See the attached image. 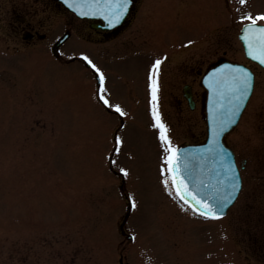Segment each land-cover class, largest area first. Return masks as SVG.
<instances>
[{
  "label": "rangeland",
  "instance_id": "374dc122",
  "mask_svg": "<svg viewBox=\"0 0 264 264\" xmlns=\"http://www.w3.org/2000/svg\"><path fill=\"white\" fill-rule=\"evenodd\" d=\"M149 1L145 12L148 10L154 18L160 13L171 16L179 6L175 0L177 7L166 4V9L161 6L160 10L159 0L148 5ZM186 2L181 0V6L190 7ZM215 4L226 7L221 0ZM238 10L239 17L264 13V0H245L243 5L233 0L230 11H215L209 21L213 26L229 23L227 33L233 44L223 45L221 32L218 45L214 42L208 50L198 47L176 52V58L166 64L169 71L176 72L194 59L200 63L202 55L208 58L200 68L218 54L244 62L236 35ZM182 19L179 36L196 38L197 32L186 30V20ZM227 33L224 30V39ZM174 38L162 40L172 42ZM65 46L66 51L73 47L79 51L83 45L70 41ZM154 48L145 53V110L142 100L127 93L129 85H123L114 75H105L107 98L125 112L121 126L116 115L88 99V95L93 99L94 85L91 89L89 73L78 61L61 65L46 59L40 49L7 58L5 71L17 77V84L13 78L5 79V87L0 84V264H119L120 253L126 264H223L225 218L198 219L176 201L170 181L167 189L163 183L169 179L167 173L161 175L165 151L159 129L154 126L151 95L146 90L153 61L161 53L159 47ZM135 57L117 61L113 69L132 79L138 74L129 67L136 62ZM262 97L264 70L257 69L247 115L228 135L230 146L239 147L241 130L254 131L250 114ZM199 105L200 101L195 111L184 108L182 112L194 122L192 129L197 138L205 133ZM170 111L167 108L163 114L175 130L179 112ZM115 136L123 141L118 151L114 150ZM249 162L252 165L253 159ZM121 168L127 174L120 172ZM118 173L125 181L123 186ZM128 201L135 203L124 223L132 235L130 241L122 237L118 227ZM237 204L232 208L236 218ZM236 221L233 219L232 227ZM232 245L229 240V248ZM245 253L248 255V250ZM247 260L246 264L255 263L252 258Z\"/></svg>",
  "mask_w": 264,
  "mask_h": 264
},
{
  "label": "flooded vegetation",
  "instance_id": "af4514ba",
  "mask_svg": "<svg viewBox=\"0 0 264 264\" xmlns=\"http://www.w3.org/2000/svg\"><path fill=\"white\" fill-rule=\"evenodd\" d=\"M146 1L132 0L120 21L109 25V21L103 15H81L80 11L76 12L75 8H70L64 0H0V82L3 83L5 80L7 52L12 55L9 57L11 58L15 54L40 49L46 59L61 65L78 61L94 80L96 71L86 63L84 57L87 56L101 70L104 77L114 75L120 83L129 85L127 93L131 98L142 100L141 107L145 110V53L149 54L151 48L159 47L161 53L158 59L161 63L151 72L152 81L147 79L149 84L154 82L156 89L154 106L161 108V111L171 108L172 111L179 112L176 116L178 129L174 134L181 137L179 144L196 141L197 136L192 129L194 122L182 114L184 108L188 112L193 111L183 96V87L189 85L195 98L196 91L198 92L196 76L199 78L204 67L212 62L214 57L202 68L201 63L208 57L202 55L200 63L199 59H194L188 64L184 61L183 63L187 65H182L176 72L169 71L165 64L169 59L176 58L178 51L198 47L208 50L214 47V42L218 45L220 42L218 36L221 32L222 44L226 47L231 46L233 39H230L227 33L229 23L213 26V21L210 22L208 17L210 16L212 20L215 11L224 13L230 11V3H233V0H224L226 7H218L215 4L218 0H187L186 3L190 6L188 8L182 7L181 0H178L180 7L176 8L175 14L169 16L160 13L157 14V18L151 16L148 10L145 12ZM174 1L159 0L157 7L161 10L163 6L165 10L168 6L166 4L174 5ZM182 18L186 20V30L197 32L196 38L179 36L180 26L184 25V21H180ZM155 22H159V27L153 25ZM224 30L227 33L225 39ZM64 32H68V37L54 53L53 45ZM173 36L176 38L172 42L167 40L169 44L162 40L163 37ZM215 36L217 39L213 41ZM70 41H74L76 46L77 43L83 46L78 49L79 51H75L73 45L72 49L66 51L65 45ZM129 56H136L137 59L136 62L129 64L130 68L138 70V74L133 75L132 79L113 69L117 61H123ZM221 56L224 55L218 54L215 58ZM255 85L256 81L254 90ZM98 88L99 85L94 80V100L107 111H114L97 98ZM146 90L152 94L150 87ZM246 115L245 112L242 117ZM250 116L255 123L254 131L241 130L239 147H233L240 166L242 187L237 199L238 204L236 203L238 217L232 215L233 208L228 211L223 221L226 237L223 264H230L229 253L232 252L234 254L232 264L235 262L243 264L251 258L254 264H264V97L259 100ZM250 159H253L252 165ZM252 201L253 204L256 203L254 210H251ZM233 219H237V225L234 227L231 226ZM229 240L233 243L231 248ZM246 250L249 252L248 255L245 253Z\"/></svg>",
  "mask_w": 264,
  "mask_h": 264
},
{
  "label": "snow or ice",
  "instance_id": "6c2138e0",
  "mask_svg": "<svg viewBox=\"0 0 264 264\" xmlns=\"http://www.w3.org/2000/svg\"><path fill=\"white\" fill-rule=\"evenodd\" d=\"M69 7L75 8L81 12V15H103L105 19L109 21V25L118 23L123 17L125 12L128 10L132 0H64ZM241 4L245 3V0H239ZM88 8V12H84L82 9ZM242 21H247L242 30V40L247 49V55L253 59L259 61L260 64L264 65V23L258 24V21H264V13H258L253 16L251 14L242 15L240 17ZM84 59L89 65L99 74V88L97 91V98L101 100L109 108L114 109L120 116H124L125 112L122 107L117 103L110 102L109 98L105 95L106 88L104 84L105 77L101 70L88 59L87 56ZM161 63L160 59H157L153 64V69ZM224 68L227 69L225 74L222 70H218L211 75L210 87H223L226 89L228 95L231 97V103L233 104V112H235L240 106V102L244 100L249 90L252 87V73L246 68L239 65H226ZM149 80L152 81L151 73ZM209 81H206L208 83ZM152 89V98L156 99V89L154 82L149 84ZM153 119L155 120V127L159 129V138L161 146L165 151L164 165L161 166V175L167 173L171 181V186L175 190V195L185 203H189L188 198H191L190 206L200 215L206 218H216L219 214L217 208L208 203V199L202 198L200 194L194 189H190L188 184L185 182V178L180 173V160L178 159L176 152L170 142L169 136L166 134L167 129L165 125L160 121V117L157 111L153 110ZM223 126V125H221ZM115 144L118 146L123 143L120 136H115ZM120 172L127 174V170L124 168L119 169ZM163 183L168 188L169 179H164ZM239 181L234 180L232 184L233 190L239 187ZM210 198V197H209ZM233 199V192H229L223 197V201L219 204V209L222 210L224 203H230ZM132 206L135 207V203L132 202Z\"/></svg>",
  "mask_w": 264,
  "mask_h": 264
},
{
  "label": "water",
  "instance_id": "95a60500",
  "mask_svg": "<svg viewBox=\"0 0 264 264\" xmlns=\"http://www.w3.org/2000/svg\"><path fill=\"white\" fill-rule=\"evenodd\" d=\"M240 36H242V31ZM226 65L239 64L231 62L220 63L211 68L203 80L204 85L208 89V133L206 140L203 143L182 146L176 151V155L181 164L179 171L185 178V182L190 189L197 191L202 198L208 199L210 205L217 208L219 212L217 216L224 214L227 207L232 203V201L230 203H224L222 210L219 209V204L223 201V197L231 191L233 192L234 199L238 192L239 187L235 190L232 188L233 181L238 180L240 185L238 171L233 160V154L225 145L223 137L224 134L236 124L241 112L240 110L249 95L248 93L247 97L240 102L241 106L233 112L231 97L228 95L223 85L220 87L209 86V83L211 82L210 74H214L218 70H222L226 74L227 69L224 68ZM239 66L246 68L242 65ZM206 81L209 82L206 83ZM188 200L189 205L194 203V201H191L190 197ZM126 217L127 215H125L124 220ZM123 223L124 221L120 225L121 228H123Z\"/></svg>",
  "mask_w": 264,
  "mask_h": 264
}]
</instances>
